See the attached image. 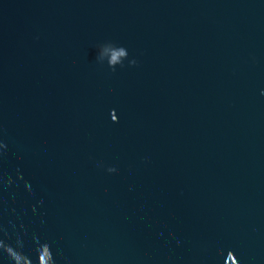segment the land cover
Returning a JSON list of instances; mask_svg holds the SVG:
<instances>
[{"label":"water","instance_id":"water-1","mask_svg":"<svg viewBox=\"0 0 264 264\" xmlns=\"http://www.w3.org/2000/svg\"><path fill=\"white\" fill-rule=\"evenodd\" d=\"M0 264H264V0H0Z\"/></svg>","mask_w":264,"mask_h":264}]
</instances>
